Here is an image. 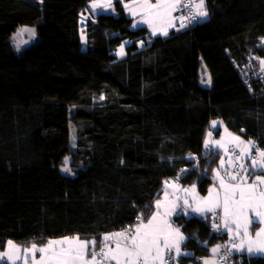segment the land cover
<instances>
[{"label":"trees","instance_id":"obj_1","mask_svg":"<svg viewBox=\"0 0 264 264\" xmlns=\"http://www.w3.org/2000/svg\"><path fill=\"white\" fill-rule=\"evenodd\" d=\"M89 1L0 0V253L8 241L65 235L92 237L99 252L104 234L151 217L164 180L195 162L189 154L198 166L180 181L206 194L223 154L205 146L213 119L264 150V86L238 68L261 70L264 0H205L206 20L167 36L133 27L114 0L113 12L86 19L83 48ZM23 26L35 38L17 50ZM171 224L190 254L170 264H201L219 242L209 215L178 212Z\"/></svg>","mask_w":264,"mask_h":264},{"label":"snow or ice","instance_id":"obj_2","mask_svg":"<svg viewBox=\"0 0 264 264\" xmlns=\"http://www.w3.org/2000/svg\"><path fill=\"white\" fill-rule=\"evenodd\" d=\"M111 6L110 3L108 5ZM93 7H102V5H93ZM129 7L130 12L134 15V9L132 6ZM135 7L140 8L142 11L140 15L144 17L143 22L147 23L152 28V35L162 34L168 35V28L175 27V20L177 17L173 16V13L180 10L182 7L195 8L196 11L190 14V19L195 21L198 18H206L208 12L205 7V0H199L198 3L190 2L185 4L182 0H156L155 3H151L150 0H138ZM185 20L188 17L183 18ZM161 25L157 27V25ZM185 24L181 23L180 27H184ZM22 32L26 31L35 35V30L31 28H23ZM119 54L123 55V45L119 50ZM264 63V61H262ZM206 83L210 84L211 79L209 78ZM218 122L213 121L212 124L215 126ZM220 148H224L227 152L228 149L220 141L215 142ZM233 151L236 153L235 159L239 161L242 157L249 158L251 160L250 166L243 163L234 164L232 160L229 161L230 166L238 168L240 171L236 173H228V180L231 183H226L217 172V178L220 179V189L223 192L221 201L220 192H213L210 190L208 200L211 202L212 207L207 209L208 211L214 212L217 208H222L223 227L232 231L231 225H234L236 231L234 235H241V229H243V235L250 236V226L254 223H264V212L258 209L264 208V191H258L261 186H264V150H256L257 154L252 155L254 150L252 145L253 142L245 144L240 140V137L233 136L232 141ZM210 145L209 141H205V146ZM243 145V146H242ZM239 150L236 152V150ZM221 166L224 167L223 162ZM251 168V172L249 170ZM260 170V174L256 175V170ZM64 171L68 172L70 169L64 168ZM249 175H253L255 178L249 183ZM168 183V182H166ZM187 192V189H184ZM187 205V201H185ZM190 207V205H188ZM161 202H156L157 212L154 213L147 223H143L144 217H138V224L135 228H128L124 231L105 235L103 237V247L99 252H96V241L95 240H80L79 237L69 238L65 237L62 240H49L45 247H37L33 244L31 249L25 250L27 260V253L32 254L34 264H155L159 261V264H164L165 255L168 253V258H171V251L175 247L176 255L180 256L181 250L179 242L184 240L185 237L179 234V230L176 229L177 240L174 243H169L170 233L165 231V228H170L165 220L164 224L157 222L159 209ZM175 210L173 206L172 211ZM195 211H204V209L196 208ZM254 211L255 217H259L256 220L254 217L250 218L248 212ZM170 212H166V216L170 215ZM213 227L219 230V225L214 224ZM264 235V228L255 233L257 241L249 243L247 251L252 252H264V241H259V237ZM109 241H115V249L109 247ZM161 243H163V250L161 249ZM253 243L255 247H253ZM60 247L57 248L56 246ZM67 245V247H65ZM91 246V252L88 251ZM9 251L0 253V261H3L5 257L12 264H16V261L20 259V256L14 254L16 246L12 241H8ZM233 247L237 251L244 250V244H234ZM220 246H216L212 249L213 254L219 251ZM40 253V259H35V254ZM155 253V254H153ZM90 256L91 259H87ZM99 257V259H98ZM204 264H214L213 261L206 260Z\"/></svg>","mask_w":264,"mask_h":264},{"label":"crops","instance_id":"obj_3","mask_svg":"<svg viewBox=\"0 0 264 264\" xmlns=\"http://www.w3.org/2000/svg\"><path fill=\"white\" fill-rule=\"evenodd\" d=\"M113 1L114 0H90V2L87 3V7H86L89 9V15L88 16L90 17L94 13H96L98 11H103V10H109V11L113 12L114 11ZM119 1L122 3L124 12L132 18V24H134V22L136 20L140 19V22H142L140 25L146 26L149 29L150 34L152 35V28L149 27V25L147 23L143 22L144 17H142L140 15V12L142 10L138 7H135V5L138 3V0H119ZM150 2L155 3L156 0H150ZM109 3L111 5L110 7L108 6ZM93 5H102V7H93ZM126 5L132 6L134 9V12L136 14L134 15L132 12H130L129 7H126ZM175 13L176 12L173 13V16L175 15ZM159 26H161V25L158 24L157 27H159ZM174 28L175 27L168 28V32ZM156 35H162V34L158 33ZM262 61H264V60H261V69H264V63H262ZM213 121H217V120L216 119L211 120L210 125H209V129L207 130L206 135H205V141L207 140L210 142L209 146L220 149L221 151H223V150L225 151L224 148L218 147L215 143L216 141H220L221 144H224L225 147L228 149V151H227V153L229 155L228 162L230 160H232L234 162V164L243 163L245 165L250 166L251 160H247L245 157H242L239 161H237L235 159V157L233 156V153H232V151H233V145L231 143L232 137L238 136V137H240L241 141H243V138L241 136H239L238 134H235V133L231 132L230 130H228L225 127L224 123H222V124L217 123L215 126H213V124H212ZM215 132H217V133L215 134ZM221 161L219 163V166L215 169V174L213 177V183H212L211 187L209 188V190L204 195L199 193L197 186L195 184H191L188 186H183V185L179 186L176 183H174V184H171L170 186H165L163 188L160 197L155 201V208H154L153 214L157 211L156 202L158 200L161 202V207L159 209V213H163V212L164 213H166V212L171 213L170 215L166 216V214H165L163 216V218L167 221V225H170V228L166 227L165 231L167 233H170V236H169L170 238L173 237V239H174L173 241L169 240V243H174L177 240V233L173 230V227L171 224V219H172L173 215L177 214L178 212H183L180 210L186 208L188 214L183 212V213H185V215H198V216L209 215L210 220H211L212 216H214L216 214L221 213L223 215L222 208H217V209H215L214 212L207 210L210 207H212L211 202L208 200L210 190L213 192V195H215L216 192H220L221 201H222L223 192L220 189V179L217 178V172H219V176L222 177L226 183H231V181L228 180L227 174L228 173L234 174L240 170L234 166H230L229 163H228V165H226L224 162H223L224 167H222ZM249 170H250V172L252 171L251 168H249ZM259 174H260V170L257 169L256 175H259ZM254 178L255 177L253 175H249V183ZM184 189H187L188 191L185 192ZM258 191H264V186H261V188ZM179 198H180V200H183V201L178 200ZM185 201H187V205H184L183 202H185ZM188 205H190V207ZM173 206H175L174 211H172ZM196 208L204 209V211H200V212L195 211L194 209H196ZM258 210L261 212H264V208H260ZM247 214L250 218L254 217L256 220L260 219L259 217H255L254 211H250ZM143 222H147V221H143ZM164 222L165 221H163L161 224L163 225ZM230 227L232 228V231L229 232L227 229V232L229 234L235 236V237H238L241 240V242H243V244H244V250L242 251V254L244 253L247 256H253V255H263L264 256V252H252V253H250L247 251V247H248L249 243L257 241V237L255 236V233L260 231L261 228H264V223H254L250 226L249 232H250L251 239L248 236L243 235V229H241V235H239V236L234 235L236 228L234 225H231V224H230ZM109 234H112V233H109ZM182 241L179 242V246H181ZM259 241H264V235L259 237ZM108 243H109L110 248L115 249V241H109ZM163 247H164L163 243H161V249L162 250H163ZM215 247H216V245H214L210 248V256L208 255V256L204 257L205 259L202 258L201 264H204L206 259H212V254H213L212 249ZM253 247H255L254 243H253ZM180 250L182 253L180 256H182V255L186 256V255L190 254L189 251L183 250V249H181V247H180ZM172 252L174 253L175 258L179 257L176 255L175 247H173ZM153 254H155V253H153ZM87 259H91V257L88 256ZM0 262H8V263L12 264V261H9L7 259V257H5L3 259V261H0ZM156 262H159V261H156ZM213 262L215 264H217L214 260H213ZM16 264H19L18 261H16Z\"/></svg>","mask_w":264,"mask_h":264},{"label":"built area","instance_id":"obj_4","mask_svg":"<svg viewBox=\"0 0 264 264\" xmlns=\"http://www.w3.org/2000/svg\"><path fill=\"white\" fill-rule=\"evenodd\" d=\"M183 3L187 4L190 2V0H182ZM191 2H194V0H191ZM196 11L195 8H185L182 7L180 10L176 11L175 13V17H177V19L175 20V25L179 28H184V27H190L192 25H194L198 20H191L190 19V14L194 13ZM185 17H188L187 20L183 19ZM181 23H184L185 26L184 27H180ZM239 70L243 73V77H244V82L249 85L252 82L263 85L264 86V71L262 70H252V71H248V66L243 64H239L238 65ZM243 142L245 144H248L249 142H253V151H252V155L255 156L257 154L256 150H262L259 148V146L257 145V143L251 139H243ZM239 150L237 149L236 152H238ZM233 156L235 157L236 153L234 151H232ZM192 157H190L191 159L195 160V162L193 163L192 166L189 165H184L182 166L179 170L178 173L168 177L164 180V186H170L171 184L176 183L177 185L181 186L182 183L180 181V177L190 168V167H194L196 168L198 166V155L196 153L191 154ZM247 160H250L249 158H246ZM168 182V183H166ZM223 217V215L220 214H216L214 216H212L211 218V232L219 238V242L216 244V246H220L219 251L217 253H215L214 256V260L217 264H240L241 263V257L240 255L242 254V251H237L233 245L236 244H240L241 240L238 237H235L231 234H229L227 232V229H225L223 227V220L221 219ZM136 224H138V218L136 219ZM135 224V225H136ZM214 224H218L219 230L215 229L213 227ZM128 228H133V226H125L124 228H121L119 230H116L113 233H117V232H121L124 231L125 229ZM171 258H168V253L165 256V261L164 264H170L172 262L175 261V256L173 255V253L171 252ZM99 259V257H98ZM156 264V263H155Z\"/></svg>","mask_w":264,"mask_h":264},{"label":"rangeland","instance_id":"obj_5","mask_svg":"<svg viewBox=\"0 0 264 264\" xmlns=\"http://www.w3.org/2000/svg\"><path fill=\"white\" fill-rule=\"evenodd\" d=\"M89 2H90V1H89ZM198 2H199V0H195V3H198ZM107 11H109V10H107ZM88 15H89V9H88V8H85V9L80 13V16H79L80 37H81V42H82V47H83V48H85V33H84V28H85L86 19L89 17ZM207 18H208V15H207L206 18H199V20H200V21H204V20H206ZM141 23H142V22H140V19H139V20H136V21L134 22V24H132V26H133V27H136V26H139ZM23 28H31V27H30V26H23V27L17 29V30L15 31V33L13 34V36H12V42H13V45L15 46V48H16L17 50H18V49H21L23 46L28 45V44L31 43V42L34 40V38H35V35L33 36V35H32L31 33H29V32H26V31L22 32L21 29H23ZM31 29H33V28H31ZM260 45L264 46V36L261 37V39H260ZM120 48H121V47H119V48L117 49V53H118V54H119V50H120ZM216 120H217L218 123H220V124L223 123V121H222L221 119H219V118H216ZM214 128H215V127H214ZM216 129H217V128H216ZM215 131H216V130H215ZM71 142H72V137H71ZM187 156H188L187 158L192 157L191 154H189V155H187ZM198 159H199V156H198ZM221 160H222L221 163L224 162L226 165H228V163H229V162H228V160H229V155H228V153H227L226 151H224V150H223V154H222ZM64 168L70 169L69 161L66 160V161L63 163V169H64ZM63 171H64V170H63ZM64 172H65V173H68V172H66V171H64ZM178 200H180V198H179ZM180 201H183V200H180ZM183 203H184V205H186L185 202H183ZM180 211H183V212L187 213L186 208H185V209H182V210H180ZM156 212H157V211H156ZM156 212H155V213H156ZM165 214H166V213H164V212L158 214V220H157L158 223L161 224L163 221H165V219L163 218V216H164ZM187 214H188V213H187ZM143 223H147V222H143ZM136 226H137V224L134 225L133 228H135ZM176 229H178V228L173 227V230H174V231H175ZM178 230H179V229H178ZM175 232H176V231H175ZM108 234H109V233H106V234H104L103 236L108 235ZM179 234L182 235V233H181L180 230H179ZM182 236H183V235H182ZM65 237H69V238L79 237L80 240H94L92 237L84 238V237H80V236H78V235H65V236H61V237L50 238L49 240H62V239L65 238ZM183 237H184V236H183ZM49 240H48V241H49ZM169 240H170V241H173L174 239H173V237H171V238L169 237ZM48 241H46L44 244H41V245H38V244H36V243H32V244H30V245H28V246H22V245H19V244L13 242V244L16 246V249L14 250V254L20 256V259L17 260L18 263H19V264H34V261H33V259H32V254H31L30 252L27 253V260L25 261V256H26V251H25V250H29V249H31V247H32L33 244H36L37 247H45V246L47 245V242H48ZM56 247L59 248L60 246L57 245ZM65 247H67V245H65ZM8 251H9V247H8V243H7V246H6L5 250L2 251L1 253H3V252H8ZM213 255H214V254H212V259H206V260L213 261V260H214V256H213ZM40 256H41V254L37 252V253L35 254V259H36V260H39V259H40ZM209 256H210V255H209ZM203 259H205V258H203ZM214 261H215V260H214ZM214 264H215V263H214Z\"/></svg>","mask_w":264,"mask_h":264},{"label":"bare ground","instance_id":"obj_6","mask_svg":"<svg viewBox=\"0 0 264 264\" xmlns=\"http://www.w3.org/2000/svg\"><path fill=\"white\" fill-rule=\"evenodd\" d=\"M261 70H263V69H261ZM138 217H141V215H138V216L136 217V219H137Z\"/></svg>","mask_w":264,"mask_h":264}]
</instances>
